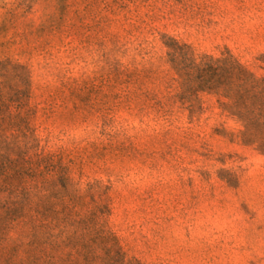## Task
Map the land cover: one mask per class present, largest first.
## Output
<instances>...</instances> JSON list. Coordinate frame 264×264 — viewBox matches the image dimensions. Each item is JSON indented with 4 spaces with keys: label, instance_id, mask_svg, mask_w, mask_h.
I'll list each match as a JSON object with an SVG mask.
<instances>
[{
    "label": "rangeland",
    "instance_id": "1",
    "mask_svg": "<svg viewBox=\"0 0 264 264\" xmlns=\"http://www.w3.org/2000/svg\"><path fill=\"white\" fill-rule=\"evenodd\" d=\"M163 35L259 74L264 0H0V89L19 113L0 166L25 172L35 200L66 177L80 194L98 186L99 222L139 264H264V156L215 131L238 127L208 97L193 116L149 109Z\"/></svg>",
    "mask_w": 264,
    "mask_h": 264
},
{
    "label": "trees",
    "instance_id": "2",
    "mask_svg": "<svg viewBox=\"0 0 264 264\" xmlns=\"http://www.w3.org/2000/svg\"><path fill=\"white\" fill-rule=\"evenodd\" d=\"M162 38L168 74L163 81L164 94L148 95L149 109H184L193 116L205 109L203 98L208 97L219 115L238 127L235 132L224 128L215 131L264 156V54L257 58L261 73L256 74L229 51L220 57L197 54L172 37ZM8 67L18 70L20 84H28L24 67ZM1 89L0 137L6 120L19 114L11 116V105L5 98L14 89L4 93ZM15 108L20 110L21 104ZM0 167L5 173H1L4 180L0 183V264H139L124 256L115 236L99 222L107 207L98 196V186L90 185L80 194L66 177L63 193H50L40 201L34 198L36 184L22 185L25 172L18 167ZM86 196L90 205L81 201Z\"/></svg>",
    "mask_w": 264,
    "mask_h": 264
}]
</instances>
